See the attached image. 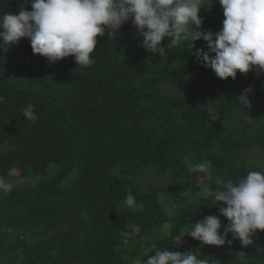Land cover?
<instances>
[{
	"label": "trees",
	"instance_id": "16d2710c",
	"mask_svg": "<svg viewBox=\"0 0 264 264\" xmlns=\"http://www.w3.org/2000/svg\"><path fill=\"white\" fill-rule=\"evenodd\" d=\"M27 2L0 0V15L31 11ZM205 2L201 28L215 33L225 17L218 0ZM141 40L131 21L116 39L106 32L87 67L73 56L50 62L29 38L0 48V177L13 168L41 177L0 194V264H144L167 247L198 251L209 264H239L240 251L248 264H264V231L247 247L187 235L192 223L219 214L223 202L209 206L206 188L264 172V75L220 79L188 42L167 48L166 37L161 57ZM176 78L191 88L163 89ZM249 86L244 108L235 99ZM29 103L33 121L22 113ZM209 161L206 173L188 170ZM145 171L166 179L156 185ZM129 192L142 211L126 206Z\"/></svg>",
	"mask_w": 264,
	"mask_h": 264
},
{
	"label": "clouds",
	"instance_id": "9594fccd",
	"mask_svg": "<svg viewBox=\"0 0 264 264\" xmlns=\"http://www.w3.org/2000/svg\"><path fill=\"white\" fill-rule=\"evenodd\" d=\"M32 10L21 8L18 13L0 15V48L29 38L34 54L55 62L73 56L77 65L91 66L97 37L107 35L116 39L123 25L131 21L142 37L140 46L151 55L166 54L162 41L169 38L167 48L181 42L190 44V53L210 68L220 79L237 73L256 71L264 75V0H218L223 16L222 28L213 33L201 28L203 18L198 15L205 0H28ZM203 39L207 51L196 48ZM251 86L235 100L242 107H250ZM3 97H0L2 100ZM23 116L37 118L34 105L22 108ZM211 162L189 166L192 173H206ZM219 187L206 188L209 206L219 202L218 215H205L189 227L188 234L202 245L231 246L238 240L242 247L254 243L259 231H264V172L249 171L242 178L217 180ZM12 185L0 177V194L7 195ZM126 206L133 212L143 210L129 192ZM226 205V206H225ZM227 218L222 224L220 217ZM222 229V231H221ZM229 235L231 239H229ZM239 264H248L245 252H238ZM144 264H209L198 251H156Z\"/></svg>",
	"mask_w": 264,
	"mask_h": 264
},
{
	"label": "rangeland",
	"instance_id": "374dc122",
	"mask_svg": "<svg viewBox=\"0 0 264 264\" xmlns=\"http://www.w3.org/2000/svg\"><path fill=\"white\" fill-rule=\"evenodd\" d=\"M189 88H191V84L189 83V80L181 79V78H176L174 80H171L163 86V89H172L182 93ZM10 172L11 175L8 176L7 178H4V180L7 183H10L13 187H23V186L31 185L41 179L40 176H32V175L19 177L17 176L18 172L16 168L11 169ZM142 178L151 181L156 185H160L166 179V177L160 176L154 171H145L144 176H142ZM160 196H161L160 198H162V194Z\"/></svg>",
	"mask_w": 264,
	"mask_h": 264
}]
</instances>
